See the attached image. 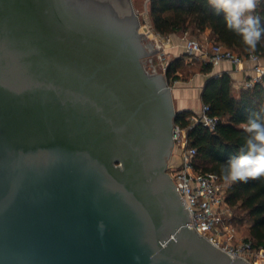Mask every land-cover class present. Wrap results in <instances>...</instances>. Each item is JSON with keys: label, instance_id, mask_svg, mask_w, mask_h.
I'll use <instances>...</instances> for the list:
<instances>
[{"label": "water", "instance_id": "obj_1", "mask_svg": "<svg viewBox=\"0 0 264 264\" xmlns=\"http://www.w3.org/2000/svg\"><path fill=\"white\" fill-rule=\"evenodd\" d=\"M148 34L131 0H0V264H251L189 227Z\"/></svg>", "mask_w": 264, "mask_h": 264}, {"label": "trees", "instance_id": "obj_2", "mask_svg": "<svg viewBox=\"0 0 264 264\" xmlns=\"http://www.w3.org/2000/svg\"><path fill=\"white\" fill-rule=\"evenodd\" d=\"M255 14L264 27V0H260ZM150 15L155 32L162 37L186 33L199 38L206 35L209 40L222 44L241 56L247 57L252 53L264 56V40L254 51L246 49L240 37L226 27L223 14H218L207 4V0H150ZM186 57L188 56L174 60L167 68L166 78L170 84L180 80V70ZM211 71L212 65L202 66V73L210 74ZM202 101L210 107L211 115L221 118L215 131L202 125H192V114L186 111L178 112L176 125L188 129L191 145L197 149L196 169L220 178L217 162H226L237 155L242 144L240 124L264 110V83L245 89L241 97L236 99L229 74L212 77L206 83ZM226 200L241 213V217L234 215L233 224L236 220L250 223L248 239L256 246L264 247V181L250 180L247 183L233 184Z\"/></svg>", "mask_w": 264, "mask_h": 264}, {"label": "built area", "instance_id": "obj_3", "mask_svg": "<svg viewBox=\"0 0 264 264\" xmlns=\"http://www.w3.org/2000/svg\"><path fill=\"white\" fill-rule=\"evenodd\" d=\"M252 14L257 17L255 11ZM185 49L189 55H195L214 67L222 63L236 67L250 63L253 76L245 82L244 87L251 89L264 83V60L259 54L241 56L222 44L213 42L207 47L197 39L186 41ZM210 111L208 105H203L198 113L190 117L191 124L215 131L221 118L211 115ZM173 141L179 155L177 161L169 164L168 173L178 185L183 204L191 215L193 223H189V227L195 228L234 258H243L251 264H264V247L256 246L248 238L237 237L232 222L235 210L226 200L230 186H226L218 176L196 169L197 149L191 145L188 129L176 125Z\"/></svg>", "mask_w": 264, "mask_h": 264}, {"label": "clouds", "instance_id": "obj_4", "mask_svg": "<svg viewBox=\"0 0 264 264\" xmlns=\"http://www.w3.org/2000/svg\"><path fill=\"white\" fill-rule=\"evenodd\" d=\"M259 3L260 0H207L218 14H223L226 27L234 31L250 51L264 40V27L252 14ZM240 128L243 138L237 155L226 162H217L219 176L226 186L250 180L264 181V110L250 116Z\"/></svg>", "mask_w": 264, "mask_h": 264}, {"label": "crops", "instance_id": "obj_5", "mask_svg": "<svg viewBox=\"0 0 264 264\" xmlns=\"http://www.w3.org/2000/svg\"><path fill=\"white\" fill-rule=\"evenodd\" d=\"M167 40L168 43L164 44V47H167V45L169 46V50L166 49V54L171 53L172 51V54L174 56L169 60L168 63H166V71L171 62L189 55L185 49L186 42H181L179 34L169 36ZM197 40H200L207 47H210L213 43V41L209 40L206 35H202L200 39ZM180 48L184 50H182V55H179L178 53ZM262 58L264 60V56H262ZM202 66L201 68L199 67L196 70L195 76H193L192 80L189 81V83L178 80L174 83V85L171 86L174 102L179 105L177 112L186 111L190 112L192 115L198 113L204 105L202 101V93L205 89L206 83L212 77L229 74L233 83V95L236 99H239L242 92L246 89L244 87L245 82L253 76L252 64L250 63H245L244 65L239 67L233 66L230 63H222L219 66H212V71L210 74L202 73ZM248 227L250 228V225Z\"/></svg>", "mask_w": 264, "mask_h": 264}, {"label": "rangeland", "instance_id": "obj_6", "mask_svg": "<svg viewBox=\"0 0 264 264\" xmlns=\"http://www.w3.org/2000/svg\"><path fill=\"white\" fill-rule=\"evenodd\" d=\"M150 0H131L133 8L137 16L139 17L140 23H141V28L142 27H147L149 30V34L145 36L143 39V44L146 46L147 50L152 52L160 51L155 54L150 55L149 57L144 59V64L146 67V70L150 74H156V75H164L166 77V63L169 62L171 58H173L172 51L171 53L166 54V49L169 50V46L164 47V44H167L168 38L169 37H162L159 34H157L154 30V27L152 25V19L150 15V5H149ZM181 38V42H186L190 39H200L197 37V35H193L191 33H186V34H179ZM163 50V51H162ZM183 49L180 48L179 50V55H182ZM165 51V54H164ZM185 59V63L183 65V68L180 70V80L186 83H189V81L192 80L193 76L196 74V70L205 62L194 55H187ZM173 60V59H172ZM171 60V61H172ZM203 62V63H202ZM169 82V81H168ZM175 83V82H174ZM174 83L169 85L172 86ZM175 110L178 111L179 105H177L174 102ZM202 109V108H201ZM200 109V110H201ZM199 110V111H200ZM179 151H174L173 155L171 157L170 163L173 161L178 160V154ZM234 215L236 214L237 216L241 217V213L239 211H236L234 208ZM250 223L248 222H239V220H236L234 223V227L237 232V237L241 239H246L249 237V226Z\"/></svg>", "mask_w": 264, "mask_h": 264}]
</instances>
